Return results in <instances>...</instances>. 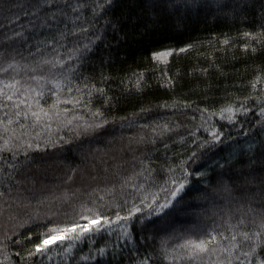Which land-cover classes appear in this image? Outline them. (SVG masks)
Segmentation results:
<instances>
[{"label": "trees", "instance_id": "16d2710c", "mask_svg": "<svg viewBox=\"0 0 264 264\" xmlns=\"http://www.w3.org/2000/svg\"><path fill=\"white\" fill-rule=\"evenodd\" d=\"M32 2L0 0V66L13 58L21 65H32L59 54L65 60V68L52 71L74 70L69 74L73 83L68 85L73 92L65 88L59 93L62 102L59 108H67L69 117L83 116L89 122H92V112L100 109L104 115L95 122L107 120V123L102 128L83 132L84 121H74L70 126H58L56 121H50L55 144L44 143L48 136L44 132L39 141L30 137L33 147L28 149L27 155L23 149L15 159L9 152L0 153L4 157L0 159V264H135L148 253H151L150 264H172L161 255L162 240L172 237L168 240L171 247L189 235L208 232L214 226H219L217 231H223L227 214H234V222L240 215L237 209L241 203H248L249 197L254 207L264 206V185L260 184L259 169L253 173L245 168L241 175V165L237 164L221 177L222 170L216 163L230 155L244 160L249 144L264 141V117L260 115V108L264 107L260 102L264 100V79L255 89L251 87L258 74L264 75V43L253 44L252 37L243 36L244 32H258L264 23V0H229V8L221 10L210 0H198L195 7L185 9L181 4L179 11L171 14L145 5L144 0H119L112 11L120 17V32H114L105 24L103 16L93 21L95 28L87 35L101 34L102 39L84 52L79 61L67 59L69 49L77 44L82 47L87 39L69 36L67 40H58L57 37L58 43L49 44L58 31H63L64 24L49 21L52 27H42L43 13L32 15ZM15 3L22 7H11ZM85 16H90V12H85ZM16 32L22 35L15 36ZM245 44L249 47L244 48ZM187 45L192 47L186 48ZM181 48L186 50L180 52ZM163 49L173 50L167 63L154 61L152 53ZM49 67L28 75L47 74ZM141 75L137 87L136 81ZM3 78L4 74H0V79ZM85 84L88 89L84 88ZM92 85L103 89V94L96 92ZM76 87L84 94V101L89 99L87 92L92 91L89 107L63 103L80 97ZM50 88L53 85H46L41 98L45 108L56 99L48 91ZM229 104L234 107L244 104L249 111L238 112L232 123L219 115L213 116L211 123L224 132V142L198 149V145L192 144L195 137L191 132L210 139L204 128L198 127L201 111L205 108L218 111ZM7 112L8 108H0V119L6 120ZM77 122L81 124L79 136L74 132ZM165 124L170 131L164 129ZM36 142L40 143L39 148L35 147ZM193 151H198V158L188 164L193 175L177 200L163 212L151 216L147 207L141 205L143 212L130 220L128 228L134 243L117 240L121 231L118 224L122 223L117 222L112 234L103 230L92 234L94 243L86 239L68 256L61 247L53 245L47 256L21 259L25 250L31 248L25 240L29 230L35 239V234L44 231L38 225L46 224L47 218L60 222L75 219L74 211L78 212L81 204L111 218L118 210L125 215L132 197L138 193L132 187H122L123 181L140 171L142 159L150 160L151 167L156 169L155 183L150 190L159 192L166 175H170L165 169L187 159ZM5 159L14 167L8 168ZM195 171L207 175L198 178ZM253 176L255 180L251 184H244L245 177L252 180ZM229 177L234 182L231 196L221 190L223 180ZM129 183L146 182L141 176L133 177ZM202 193L208 198L204 199ZM164 195L159 192L161 201ZM126 199L128 204L124 203ZM136 203L139 204V198ZM116 204L122 207L117 209ZM52 213L56 215L52 217ZM141 215L147 217L143 224ZM17 240L22 243L17 244ZM115 243L120 244V249H113L111 245ZM101 247H106L104 256L81 260V256L89 252L96 255V249ZM114 251H119L115 258Z\"/></svg>", "mask_w": 264, "mask_h": 264}, {"label": "snow or ice", "instance_id": "6c2138e0", "mask_svg": "<svg viewBox=\"0 0 264 264\" xmlns=\"http://www.w3.org/2000/svg\"><path fill=\"white\" fill-rule=\"evenodd\" d=\"M118 3L119 0H33L30 7L33 10L32 15L43 13L41 17L42 27H52L49 21L57 24L63 22V31H58L56 37L48 41L49 44L58 43V40H67L69 36H83L87 39L88 42L83 44L82 47L77 44L69 49L70 55L67 59L79 61L84 52L90 51L91 46L102 39L101 34L92 33L90 36L87 35L91 29L95 28L93 21L103 16L105 17V24L111 26L114 32H120V17L116 16L112 11ZM197 3L198 0H144L145 5L153 9L160 8L166 14L179 11L178 6L181 4L187 9L188 7H195ZM210 3L215 5L217 10L229 8V0H210ZM204 6L208 7L209 5L205 4ZM237 6L243 7L242 5ZM11 7L21 8L22 5L15 3ZM85 12H90V16H85ZM24 14L28 15L29 13L25 12ZM16 18L18 19L19 17L17 16ZM61 18H63V21ZM69 24H71V27H69ZM14 35L20 36L22 33L16 32ZM243 36L246 38L252 37L253 44L264 43V23L260 25L258 32H244ZM224 43L227 44L228 40H225ZM60 47H63V45H60ZM191 47L192 45L186 46V48ZM243 47L248 48L249 44H245ZM186 48H181L179 51L183 52ZM252 50L255 52L256 48L253 47ZM39 51L40 49L38 48L37 52ZM172 52V49L154 51L152 58L154 61L167 63V59L172 55ZM45 66H50L47 74L28 75L29 72H43ZM60 68H65V60L59 54H56L51 59L42 58L38 63L32 65H21L19 61L13 58L5 60L4 66H0V74H4L5 77L0 79V108L9 109V112L5 113L7 119H0V153L9 152L12 154V159H15L20 150L23 149L24 154L27 155L28 149L33 147V140L30 137L34 136L36 141H39L41 133L44 132L48 133L44 143L46 145L55 144L56 141L51 138L52 125L50 121H56L58 126H70L74 121H84L83 132H87L89 129L102 128L107 123V120H101L99 123L95 122L104 115L100 109L92 112V122H89V119L83 116L73 115L69 117L67 108L62 110L59 108L62 103L59 93L65 88H67L69 93L73 92V88L68 85L73 83L69 78V74L74 71L72 68H67L66 72L52 71ZM22 72L24 73L23 76L20 75ZM141 79L142 75L136 81L137 87L140 86ZM262 79H264V75L258 74L252 81L251 87L255 89ZM168 82L171 83L170 80ZM48 84L53 85V88L48 89V91L56 99L45 108L41 103V98L44 96V89ZM88 87L87 84L84 85L85 89H88ZM92 88L96 92L103 94V89L96 88L95 85H92ZM75 91L80 93V97H73L71 100L63 101V103L84 104L85 107H89L91 105L92 91L89 90L87 92L89 97L87 101L83 100L84 94L81 93L79 87H76ZM247 99L246 97L245 100L247 101ZM105 102L107 103V100ZM260 102L264 103V100ZM248 111L249 109L244 104L239 107L229 104L221 107L218 111L208 108L203 109L200 117L201 124L198 127H203L210 139H202L195 132H191L190 135L195 137L192 144L198 145V149H204L210 144L223 143L222 137L225 134L214 123H211V118L219 115L221 119L232 123L236 120L238 112L247 113ZM205 113H207V116H205ZM260 115L264 117V107L260 108ZM29 120L31 121L30 124ZM163 127L169 131L171 130L167 124ZM37 128H39V131H35ZM69 130L73 129L70 128ZM74 132L76 136L81 134V124L79 122L76 123ZM183 140L184 137H181V141ZM152 143L155 144L156 141L152 140ZM40 146V143H35L36 148ZM164 147L167 148L168 145L165 144ZM197 158L198 151H193L187 159H181L179 164H170L165 169V172L170 175H166L159 188V192L165 194L163 201L159 198V192L150 190L152 184L155 183L154 173L156 169L151 167L150 160L145 161L142 159L140 161L142 165L140 171L134 172L132 176L127 177L123 181L122 187H132L138 193L137 196L132 197L131 207L127 209L125 215H121L118 210L115 212L114 218H111L98 211L94 212L93 209L81 204L80 210L78 212L74 211L75 219L60 222L49 217L46 224L38 225L43 227L44 231L35 234V239H33L34 234L29 230L28 237L25 240L31 245V248L25 250V256L21 259L32 260L37 256H47L52 251L53 245L61 247L63 254L68 256L84 240L88 239L90 243H94L91 240L92 234L100 233L102 230L112 234L114 232L113 225H117V222H122L118 224L121 231L117 234V240L134 243L128 224L133 217L143 212L141 205L146 206L149 210L148 216L154 213L159 214L171 206L173 201L177 200V197L184 191L186 185L190 183L189 178L193 175V171L189 169L188 164L194 162ZM0 159H4V157L0 156ZM4 163L8 168L14 167L6 159ZM216 163L217 167L222 170L220 173L221 177L225 176L226 171L236 168L237 164L241 165V175L243 174L242 170L245 168L253 173H256L257 169H259L260 184L264 185V141H260L257 144H249L247 146L246 159L244 160H236L234 156L230 155L223 162ZM194 174L198 178L207 175L206 172L202 171H195ZM141 176H143L146 183L138 185L129 183L133 180V177L139 178ZM68 179L72 180V177L69 176ZM149 180H151V183H147ZM254 180L255 176H253L252 180L245 177L244 184H251ZM205 183L207 184L208 182L205 181ZM166 185L169 187H166ZM221 190L228 196L232 195L234 182L230 177L223 180ZM202 196L204 199L208 198L206 193H202ZM138 198L139 204L136 203ZM149 200L151 203L146 204ZM124 203L128 204L129 201L126 199ZM121 207L120 204H116L117 209ZM237 211L240 215L235 218L234 222V214L231 212L224 218L226 227L223 231H217L216 228L219 226H214L208 232H201L199 235H189L187 238L182 239L180 243L171 247L168 246V240L172 239V237L162 240L161 255L163 259L172 261V264H176L177 261L180 264H264V206L254 207L252 197H249L248 203H241ZM51 215L54 217L56 213ZM140 219L141 224H143L147 217L141 215ZM15 242L17 244L22 243L21 240ZM111 246L114 250L120 249L119 243ZM106 247L96 249V255H92L89 252V254L81 256V260H96L97 255L104 256ZM17 255L20 254L17 253ZM113 255L115 258V256L119 255V251H114ZM49 259H51L50 256ZM150 260L151 253H148L143 258L136 260L135 264H150Z\"/></svg>", "mask_w": 264, "mask_h": 264}]
</instances>
